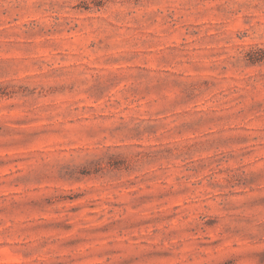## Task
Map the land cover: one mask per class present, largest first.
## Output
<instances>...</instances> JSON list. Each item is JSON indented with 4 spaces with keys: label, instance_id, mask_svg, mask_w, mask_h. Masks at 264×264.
<instances>
[{
    "label": "rangeland",
    "instance_id": "obj_1",
    "mask_svg": "<svg viewBox=\"0 0 264 264\" xmlns=\"http://www.w3.org/2000/svg\"><path fill=\"white\" fill-rule=\"evenodd\" d=\"M0 264H264V0H0Z\"/></svg>",
    "mask_w": 264,
    "mask_h": 264
}]
</instances>
